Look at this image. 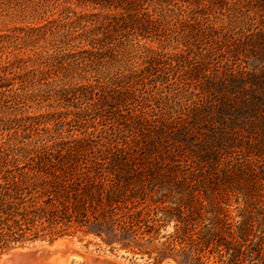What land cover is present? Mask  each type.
Instances as JSON below:
<instances>
[{"label":"rangeland","instance_id":"rangeland-1","mask_svg":"<svg viewBox=\"0 0 264 264\" xmlns=\"http://www.w3.org/2000/svg\"><path fill=\"white\" fill-rule=\"evenodd\" d=\"M91 46L103 55L78 53ZM55 112L57 134L92 146L103 127L126 137L157 199L197 189L231 211L262 199L264 0H0V144ZM157 228L141 240L150 257L88 235L28 243L0 264L58 242L72 249L67 264H177L157 256L172 222Z\"/></svg>","mask_w":264,"mask_h":264},{"label":"trees","instance_id":"trees-1","mask_svg":"<svg viewBox=\"0 0 264 264\" xmlns=\"http://www.w3.org/2000/svg\"><path fill=\"white\" fill-rule=\"evenodd\" d=\"M78 53L103 55L97 46ZM66 91L88 90L74 85ZM51 120L61 124L64 116L29 117L21 125L29 131L26 140L20 132L13 143L0 144V256L28 243L92 235L150 257L154 251L141 240L152 242L157 224L171 221V244L158 257L177 264H264V196H243L235 211L197 189L172 201L157 199L137 175L126 137L103 127L102 141L92 146L57 134L47 125ZM167 249L171 255H163Z\"/></svg>","mask_w":264,"mask_h":264},{"label":"water","instance_id":"water-1","mask_svg":"<svg viewBox=\"0 0 264 264\" xmlns=\"http://www.w3.org/2000/svg\"><path fill=\"white\" fill-rule=\"evenodd\" d=\"M72 249L65 243L41 246L23 254V260L28 264H49L56 255L68 256Z\"/></svg>","mask_w":264,"mask_h":264},{"label":"bare ground","instance_id":"bare-ground-1","mask_svg":"<svg viewBox=\"0 0 264 264\" xmlns=\"http://www.w3.org/2000/svg\"><path fill=\"white\" fill-rule=\"evenodd\" d=\"M59 243H64V242H58L56 244H59ZM69 256L56 255L51 258V260L49 261V264H67V259Z\"/></svg>","mask_w":264,"mask_h":264}]
</instances>
